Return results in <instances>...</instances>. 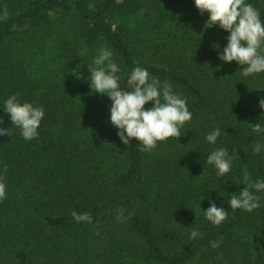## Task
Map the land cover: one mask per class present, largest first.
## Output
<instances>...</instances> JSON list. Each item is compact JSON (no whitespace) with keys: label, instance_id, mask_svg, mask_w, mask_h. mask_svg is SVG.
<instances>
[{"label":"trees","instance_id":"obj_1","mask_svg":"<svg viewBox=\"0 0 264 264\" xmlns=\"http://www.w3.org/2000/svg\"><path fill=\"white\" fill-rule=\"evenodd\" d=\"M248 2L264 20V0ZM206 19L192 0H0V106L15 94L45 112L26 141L0 111L11 128L0 136V264H264V193L251 212L227 204L247 179H264V150L252 151L264 134L249 124L264 121V73L245 78L220 61L227 33ZM102 46L122 79L139 65L186 98L181 137L150 152L119 141L107 97L87 79ZM215 127L227 134L209 145ZM218 146L232 158L220 178L204 163ZM209 199L228 210L219 226L204 218ZM192 227L201 237L189 240Z\"/></svg>","mask_w":264,"mask_h":264},{"label":"clouds","instance_id":"obj_2","mask_svg":"<svg viewBox=\"0 0 264 264\" xmlns=\"http://www.w3.org/2000/svg\"><path fill=\"white\" fill-rule=\"evenodd\" d=\"M192 2L199 13H207L205 29L218 26L227 33L225 46L217 51L220 61H234L241 65L240 75L245 78L264 73V20L252 3L248 0ZM3 16H7L6 10ZM218 47L215 45L214 48ZM86 52V49L82 50L79 56L84 58ZM92 64L93 67H87L89 88L92 92L107 97L110 104L107 123L110 128L116 130V136L122 144L129 145L131 139L135 138L140 151L150 152L158 142H164L170 137H175L176 140L181 137L180 129L191 119L192 113L186 98L174 92L167 81L161 82L158 77L150 75L147 68L139 65L134 66L122 79L121 68L115 62L113 52L103 46L92 58ZM146 104L150 106L145 107ZM258 107L262 110L259 117L264 116V98L258 100ZM0 111L7 114L11 125L19 129L24 140L30 141L38 136L37 130L45 115L42 106L21 102L12 94L3 100ZM3 123V118H0V125ZM249 124L253 133L264 134V121L258 119L256 123ZM10 132V127L0 126V136H9ZM222 132L227 134L221 127L213 128L205 134V142L216 145ZM262 150L264 142L258 140L252 151L260 153ZM204 163L214 168L217 178L225 176L232 167L229 149L223 146L215 147L208 152ZM233 193L227 201L229 208L233 211L239 209L251 212L261 206L257 193H264V179H247L246 186ZM5 196L6 184L0 179V200ZM208 203L207 209L202 210L204 218L211 225L219 226L227 218L228 210L218 207L212 199H209ZM118 213V220L123 222L126 219L123 210H118ZM71 216L76 223H92L88 213L72 211ZM199 237L200 231L192 227L189 240ZM218 243L210 241L212 248H216Z\"/></svg>","mask_w":264,"mask_h":264}]
</instances>
